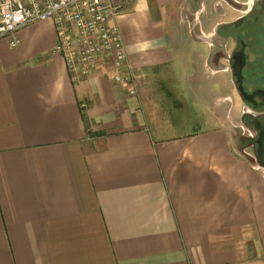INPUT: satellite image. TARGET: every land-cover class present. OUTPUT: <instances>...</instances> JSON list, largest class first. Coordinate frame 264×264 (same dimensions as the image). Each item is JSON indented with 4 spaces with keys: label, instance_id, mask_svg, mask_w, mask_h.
<instances>
[{
    "label": "crops",
    "instance_id": "1",
    "mask_svg": "<svg viewBox=\"0 0 264 264\" xmlns=\"http://www.w3.org/2000/svg\"><path fill=\"white\" fill-rule=\"evenodd\" d=\"M186 3L137 0L116 18L136 97L108 60L74 83L52 21L0 40V264H264V173L214 115L224 96L203 131L167 134L158 115L193 114L166 88L172 67L181 56L203 93L198 73H221L209 39L239 18L217 9L194 39Z\"/></svg>",
    "mask_w": 264,
    "mask_h": 264
},
{
    "label": "built area",
    "instance_id": "2",
    "mask_svg": "<svg viewBox=\"0 0 264 264\" xmlns=\"http://www.w3.org/2000/svg\"><path fill=\"white\" fill-rule=\"evenodd\" d=\"M136 1L0 0V40H7L10 47L16 48L21 29L52 21L58 37L51 54L63 58L74 83L89 77L99 60H108L114 70L113 83L128 86L129 96L136 97L135 79L128 76L131 69L115 23L118 15Z\"/></svg>",
    "mask_w": 264,
    "mask_h": 264
},
{
    "label": "rangeland",
    "instance_id": "3",
    "mask_svg": "<svg viewBox=\"0 0 264 264\" xmlns=\"http://www.w3.org/2000/svg\"><path fill=\"white\" fill-rule=\"evenodd\" d=\"M244 2L245 4H248V2L250 3V0H241L240 4H235L234 0H187V3L183 8L184 10L180 15L182 18L179 19L180 26L184 31H188L191 37L193 36L194 39H196V37L200 36V33L198 32L200 23H204V21L210 14H214L215 10L217 11V9H225L228 13H233V16L240 17V10H242V7L239 5H242ZM129 6L130 5H128L124 9V11ZM223 19L231 20L233 19V17L229 15L227 18ZM213 34L215 35L209 39V41L212 42L213 46L207 57V67L210 68V70H213L210 71L212 73H221H218L216 75H208L207 78L203 76L202 71L201 73H198L197 81L202 86V91H204L202 93L201 91H199V89H197L198 86L196 87V85L198 84L197 82L192 80V83H190L187 79H185L186 74L184 73L187 71L184 70L187 69V67L185 66V61L180 56V58H178L177 62L174 63L172 67L174 70H177L178 75L174 78L175 80L173 79L174 82H166L165 85L169 86L166 88H170V86L172 85V87L180 86L182 89L186 90L185 95L188 96V99L186 98V96L185 98L188 100L187 103L192 104L193 114H189L190 116L182 114L186 110H188L184 109V111L180 114L176 112L170 113V111H168L165 116H162L159 113L158 115L159 118L163 120L162 125L166 130L164 132L167 134L176 135L193 133L200 130L203 131L205 129H208L209 127H215V125L206 124L204 121L208 119L209 112L212 111L214 100L218 97L224 96V98L214 102V115L221 118V123L223 124V126L226 127L228 131H230V134H232V141L237 151L239 153H242V155L246 159H248L251 164H255V140L257 137V133L249 123L255 117H259V115L263 113L264 110H253L251 107L247 106L236 93V87L232 78V74L230 72L231 64L227 61L228 58L231 57L232 51L235 49V35L233 34V32H231V28H229L228 26H223L214 31ZM225 34H229L228 36L232 37H230V39L227 41H221L220 36H224ZM247 39L250 38L247 37ZM249 60V66L245 74V83L247 85V90L252 89L253 86L251 87V85L253 83L260 85L261 83H264L263 76L258 77L253 74L254 69L252 68V59ZM195 64L197 63L195 62ZM257 78H260L262 80L257 82ZM173 95H175V93H173ZM226 98L231 100L224 101L223 99ZM181 103H183V101H181ZM181 103H177L178 110L181 109ZM223 108L224 111L221 110ZM243 119H246L248 124H246Z\"/></svg>",
    "mask_w": 264,
    "mask_h": 264
},
{
    "label": "flooded vegetation",
    "instance_id": "4",
    "mask_svg": "<svg viewBox=\"0 0 264 264\" xmlns=\"http://www.w3.org/2000/svg\"><path fill=\"white\" fill-rule=\"evenodd\" d=\"M239 6L242 7V10H240L241 16L235 21V23L228 25V27L231 28V32L235 35V49L232 51L231 57H229L227 61L231 65H234L236 60L234 61L232 56H237V54L244 52L245 65L242 70L243 86L247 93H253L256 90H264V83H261V85L253 83L251 85V87L253 86L251 90L246 89L247 85L245 83V74L249 66V59H252V68L254 69L253 74L258 77H264V0H253L251 7L247 4ZM228 35L229 34L220 36V40H229L232 36ZM247 37L250 39H247ZM260 80L262 79L257 78V82ZM245 104L253 109L250 104ZM261 110H264V108H261L258 111ZM263 116L264 112L259 115V117Z\"/></svg>",
    "mask_w": 264,
    "mask_h": 264
},
{
    "label": "water",
    "instance_id": "5",
    "mask_svg": "<svg viewBox=\"0 0 264 264\" xmlns=\"http://www.w3.org/2000/svg\"><path fill=\"white\" fill-rule=\"evenodd\" d=\"M232 58L234 61L236 60V62L234 65L230 66V72L234 80L237 95L243 102L250 104L255 111L264 108V90H256L253 93H247L244 89L242 75V70L245 65L244 52L237 54V56L233 55ZM249 124L257 133L255 140L256 163L253 165L264 170V116L255 117Z\"/></svg>",
    "mask_w": 264,
    "mask_h": 264
},
{
    "label": "trees",
    "instance_id": "6",
    "mask_svg": "<svg viewBox=\"0 0 264 264\" xmlns=\"http://www.w3.org/2000/svg\"><path fill=\"white\" fill-rule=\"evenodd\" d=\"M243 121H244V122H246V124H248V122H247V120H246V119H243ZM252 140H253V139H252ZM252 140H251V141H252Z\"/></svg>",
    "mask_w": 264,
    "mask_h": 264
}]
</instances>
